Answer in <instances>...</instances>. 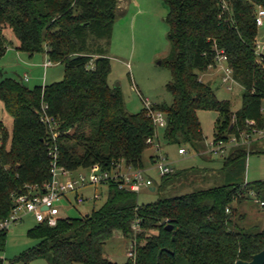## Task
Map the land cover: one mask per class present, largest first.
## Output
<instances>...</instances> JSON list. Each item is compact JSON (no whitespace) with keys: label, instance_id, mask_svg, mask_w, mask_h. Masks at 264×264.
<instances>
[{"label":"trees","instance_id":"trees-1","mask_svg":"<svg viewBox=\"0 0 264 264\" xmlns=\"http://www.w3.org/2000/svg\"><path fill=\"white\" fill-rule=\"evenodd\" d=\"M164 1L170 7L166 22L172 49L164 63L172 71L166 87L172 103L156 104L150 110L166 118L165 143L205 152L200 111L219 114L215 143L251 134L249 121L264 130V57L259 63L255 22L264 0H224L229 11H222L223 0ZM119 3L0 0V58L13 45L11 33L19 52L30 57L46 54L52 64L65 66L64 79L51 85L28 88L14 79L0 83V100L14 120L11 132L0 120V221L10 216L15 197L52 180L49 147L57 148L58 165L74 172L94 166L110 169L120 162L145 169L144 154L153 147L149 139L159 143L157 128L147 108L130 114L120 88L109 83L108 53ZM218 50L226 53L233 78L243 88L237 111L201 79L216 66ZM45 115L57 123L56 139L42 122ZM251 145L228 150L223 184L207 190L140 205L138 194L110 183L100 208L79 218L59 217L54 227L38 223L29 230L27 236L38 244L19 260L113 264L105 257L104 247L119 232L133 242L132 255L124 264L251 261L264 250V229L242 226L246 216L240 211L253 200L252 193L264 204V181L250 183L241 178ZM189 174L175 169L162 178V186L175 178L180 183L174 188H184ZM7 232L0 234V252L5 250Z\"/></svg>","mask_w":264,"mask_h":264},{"label":"rangeland","instance_id":"rangeland-1","mask_svg":"<svg viewBox=\"0 0 264 264\" xmlns=\"http://www.w3.org/2000/svg\"><path fill=\"white\" fill-rule=\"evenodd\" d=\"M128 1V11L122 15L118 14L110 42L108 56L111 59V74L109 83L114 88H120L126 110L130 114H137L144 108L150 110L149 108L156 104L170 105L172 103V96L166 88L172 80V71L164 63L172 49L168 37L169 24L166 22L170 7L164 0ZM123 2L124 0H120L119 4L124 6ZM8 37L13 45L10 46L5 56L0 58V83L5 79H14L28 88H34L38 85L58 83L64 79V65L53 64L48 69L40 67L47 61L46 54H36L30 58L15 48L18 41L11 33H8ZM257 40L259 45H264V26L259 28ZM211 73L210 71L203 75L204 82L208 83L210 79H214L210 84L216 91L217 97L220 100H230L234 110L240 109L243 88L236 84L231 87L225 86L222 83L221 72H218L217 76L214 75L215 77L210 76ZM26 77L29 79L28 82H26ZM198 117L204 137L207 138V143H210L216 133L219 114L214 111H200ZM0 120L10 132L13 130V117L5 111L1 100ZM165 128L166 126L157 127L162 153L176 171H183L184 168H188L187 171H190L188 182L184 188H174L180 182H176L173 178L162 186V179L151 162L153 155H156L155 147H150L144 154V165L148 170L147 175L154 180L156 191L144 190L141 192L138 195L140 205L152 204L159 199L183 196L194 192L196 189L207 190L223 184L225 172L222 171V168L228 153L215 156L206 152L204 159H211V165L219 171L213 173L217 177L215 180L217 182H205L209 177L208 173L202 170L195 173L198 169L197 166L205 165L204 160L196 156L193 150H189L186 156H180L178 150L181 147L165 143L163 139ZM241 176L243 181L250 183L264 181V139L256 140L253 145L248 146V156L244 160ZM92 191V188L88 189L89 194ZM74 197L71 195L70 198L73 200ZM251 198L253 200L245 202L240 209L241 213L246 216L242 226L246 228L256 227L262 230L264 229V204L261 203V200H257V197H252V194ZM104 200L103 198L95 204L86 202L84 205H74V207H66L67 204L61 202L58 204L60 217L79 218L100 208ZM37 224L35 218L29 215L22 222L11 226L7 232L5 250L0 252V264H49L45 258L27 263L19 260L22 254L38 244L37 240L27 236L28 231ZM132 250L133 242L117 232L104 247V255L113 264H124L131 257Z\"/></svg>","mask_w":264,"mask_h":264},{"label":"built area","instance_id":"built-area-1","mask_svg":"<svg viewBox=\"0 0 264 264\" xmlns=\"http://www.w3.org/2000/svg\"><path fill=\"white\" fill-rule=\"evenodd\" d=\"M222 11H229L227 3L223 0L221 3ZM255 22L258 28L264 26V9L258 8ZM256 55L258 62L261 63L264 57V45L257 42ZM216 66L212 70H218L222 73V83L231 87L233 84L238 85L233 78V71L228 66V57L223 50L217 51ZM51 61L47 58L46 67L51 66ZM150 109V108H149ZM155 127L167 126V121L163 113L149 110ZM42 122L49 126L53 132L54 139L57 138V123L53 118L47 115L42 117ZM249 126L253 127L251 134H242L240 138L232 137L228 143L214 141L208 144V152L213 155H223L229 149L240 145H251L256 140L264 139V130L255 128V122L249 121ZM148 143L155 147L156 155L154 157V169L159 173L162 179L165 176L172 175L175 172L172 164L168 162L167 157L162 153L160 144L154 139H149ZM56 147H49V158L51 159L52 180L43 187H28L27 192L14 198V208L10 216L0 221V234L8 231L11 226L22 222L26 216L32 215L37 223H47L54 227L60 217V208L58 204L65 202L66 207L81 206L86 202L97 203L108 195L110 183H117L119 189L128 190L135 194H140L144 190H152L154 180L150 178L145 169H135L125 162L113 164L110 169L101 166H94L90 169L79 171H70L65 167L58 165V155ZM179 155H186L184 148L178 150ZM92 188L91 194L88 189ZM74 195L72 200L70 197ZM252 197L256 194L252 193ZM46 209V210H44ZM135 231L139 230V221L133 227Z\"/></svg>","mask_w":264,"mask_h":264},{"label":"crops","instance_id":"crops-1","mask_svg":"<svg viewBox=\"0 0 264 264\" xmlns=\"http://www.w3.org/2000/svg\"><path fill=\"white\" fill-rule=\"evenodd\" d=\"M123 5L124 6H122V5H120L119 4V9H118V14L119 15H122V14H125L127 11H128V8H129V1L128 0H124V2H123ZM30 58H32V57H30ZM46 63V62H45ZM45 63H43V64H41L40 65V67H44L45 69H48V68H50L51 66H49V67H46L45 66ZM37 65V64H36ZM212 73H211V75L210 76H217L218 75V70H210ZM209 71V72H210ZM220 73V72H219ZM206 75V74H205ZM214 76V77H215ZM203 77V76H202ZM26 79V82H28L29 81V79H28V77H26L25 78ZM202 80H203V78H201ZM213 80L214 79H210V82H208V83H212L213 82ZM204 81V80H203ZM46 84H43L42 86H45ZM39 86V85H38ZM41 86V85H40ZM221 86H223V85H221ZM239 110V109H238ZM235 111H237V110H235ZM214 140V139H213ZM212 140V141H213ZM211 141V142H212ZM208 144L209 143H207V138H206V141H205V152L204 151H201L200 153H197V152H195V154H196V156H199V157H201L203 160H204V163H205V165H203V164H201L200 166H197V168L199 167V168H201V170L202 171H205V173H208L209 175V177H207V180H205V182H207V181H209V182H217V181H215L216 180V176H214L213 175V173L215 172V171H219V170H215L216 168H214L213 167V165H211V163H212V160L211 159H204V158H206V152H208ZM186 150V149H185ZM226 153H228V155H229V151H227ZM225 153V154H226ZM187 154H188V151H187ZM186 154V155H187ZM186 155H180V156H186ZM224 155V154H223ZM227 155V156H228ZM155 155H153V157H154ZM215 156H219V155H215ZM207 163V164H206ZM188 170V168H184V170ZM190 169V168H189ZM156 191V188L155 187H153V190H152V192H155Z\"/></svg>","mask_w":264,"mask_h":264},{"label":"water","instance_id":"water-1","mask_svg":"<svg viewBox=\"0 0 264 264\" xmlns=\"http://www.w3.org/2000/svg\"><path fill=\"white\" fill-rule=\"evenodd\" d=\"M119 88V87H116ZM46 210V209H44ZM236 264H264V250L260 253L254 255L251 259V261H242L239 260L236 262Z\"/></svg>","mask_w":264,"mask_h":264}]
</instances>
